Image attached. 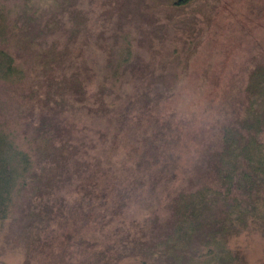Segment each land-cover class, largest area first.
<instances>
[{
	"label": "rangeland",
	"instance_id": "1",
	"mask_svg": "<svg viewBox=\"0 0 264 264\" xmlns=\"http://www.w3.org/2000/svg\"><path fill=\"white\" fill-rule=\"evenodd\" d=\"M175 1L0 0V264H264V215L211 200L183 236L165 216L264 61V0ZM159 145L168 174L140 165Z\"/></svg>",
	"mask_w": 264,
	"mask_h": 264
},
{
	"label": "trees",
	"instance_id": "2",
	"mask_svg": "<svg viewBox=\"0 0 264 264\" xmlns=\"http://www.w3.org/2000/svg\"><path fill=\"white\" fill-rule=\"evenodd\" d=\"M191 0H176V4L187 3ZM54 60V59H53ZM130 60V56H124L119 59L118 65L125 64ZM261 60V59H260ZM1 61V60H0ZM3 62H0V68L3 66ZM7 66V65H6ZM6 75L9 74V66H7ZM40 83V80H39ZM39 83L33 81L32 90L30 93L32 96H41L46 103L47 109H54V116L47 113L41 114L42 118L40 127L43 131L44 128L48 129V122L46 119H50V116L57 119L56 112L61 109V100L55 98L56 94H48L45 89L39 87ZM81 84V83H74ZM39 88V89H38ZM55 90V89H54ZM43 92V93H41ZM55 92H57L55 90ZM237 98L242 97L241 104L232 105V101L225 109L224 106H220L218 113L222 118L227 117L221 121L217 126V133L212 134L213 139L208 142L205 150L206 153L201 156L198 162L193 165L196 170L195 177H192V185L195 181L199 185L190 189H178L175 188V195L166 202V214L165 216H172L171 227L174 226V230H180L182 236L186 231L194 229L197 217L204 216V209L208 202L212 200V203H216L219 208L220 201H225L228 216H258L264 215V61H258L252 69L249 71L246 78V82L242 87V91H237ZM48 102L50 105H48ZM234 104V103H233ZM214 108V107H213ZM108 109V108H107ZM54 122V121H53ZM55 128L58 125V121L54 122ZM142 135L140 134L139 137ZM148 138L147 142L155 141L159 144L163 141H168L160 133L159 135H153ZM159 150L162 153L157 155L155 162H150L146 158L141 163L136 160L135 168L138 169V165L142 163L155 164L159 170H164L166 174L170 172V169H176L178 166V155L173 156L170 152L165 151L159 145ZM158 152V153H160ZM8 157H6L7 161ZM8 162H5L7 164ZM182 167V165H180ZM208 169L214 173L213 181L214 185L208 183L210 177L207 175ZM6 170H10L7 168ZM5 170V177L8 180L9 173ZM2 174L0 173V176ZM136 176H141L139 172ZM168 176V175H167ZM176 174L170 173L169 179L175 178ZM167 179V178H166ZM168 180V179H167ZM110 181V178H109ZM140 181H144L141 176ZM97 187L93 185V187ZM133 188V187H132ZM93 190V189H91ZM98 192L90 195L97 204H100L101 198L98 200V196L95 195ZM89 196L88 201L91 202ZM158 203L154 204V209L150 216H156ZM219 210V209H218ZM169 211V212H168ZM158 215V214H157ZM225 216V214L223 215ZM224 222V220H223ZM223 222H219V227H223ZM194 227V228H193ZM219 264H232L234 258L225 259Z\"/></svg>",
	"mask_w": 264,
	"mask_h": 264
}]
</instances>
